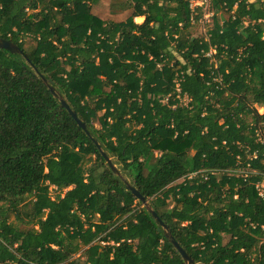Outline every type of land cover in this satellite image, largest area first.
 Listing matches in <instances>:
<instances>
[{"label":"trees","instance_id":"trees-1","mask_svg":"<svg viewBox=\"0 0 264 264\" xmlns=\"http://www.w3.org/2000/svg\"><path fill=\"white\" fill-rule=\"evenodd\" d=\"M192 2L0 0L90 133L0 49V264H186L124 179L195 264H264V0H210L205 36Z\"/></svg>","mask_w":264,"mask_h":264},{"label":"water","instance_id":"water-1","mask_svg":"<svg viewBox=\"0 0 264 264\" xmlns=\"http://www.w3.org/2000/svg\"><path fill=\"white\" fill-rule=\"evenodd\" d=\"M0 49H6L13 54H21L25 58L26 62L28 64H30L31 66H33L31 61L29 60V58L26 55H24L22 49L17 44H15L14 42L9 41L7 39L0 38ZM33 68H34L36 74H38V76L40 77V79L44 83V85L53 94V96L60 101V103L68 110V112L71 114V116L77 121L78 125L81 128H83L87 132V134L90 136V133L87 130L86 124L82 120H80L77 113L70 108V106L68 105V103L64 99L63 95L55 88V86L52 84V82L48 78H46L42 73H40L34 66H33ZM94 142L97 145V147L99 148V150L101 151L102 156L105 158L106 163L108 164L109 168L115 174L121 176V171L117 168V166L114 165L111 158L107 156V154L102 150V148L100 147V145L96 141H94ZM124 182L126 185V189L131 191L132 194L142 202L143 207H145L148 210V212H150V214L155 219V221L160 226L163 227L165 236L167 238H169V240L174 244V246L180 252L185 263L186 264H195V262L189 257V255L185 252V250L175 241V239L173 238L172 234L169 231L168 226L160 220L158 214L154 210L151 203L146 199V197L144 195H142L137 188H135L133 185L129 184L125 179H124Z\"/></svg>","mask_w":264,"mask_h":264},{"label":"rangeland","instance_id":"rangeland-1","mask_svg":"<svg viewBox=\"0 0 264 264\" xmlns=\"http://www.w3.org/2000/svg\"><path fill=\"white\" fill-rule=\"evenodd\" d=\"M133 11H129L127 14H125L124 19L128 18ZM137 22H141L143 20V17H137L135 18ZM214 19V13L212 11H209V7L204 9L203 12L200 13L199 19L196 21L195 24L192 25L191 31L192 35L194 36H205L208 32V30L211 28L213 24ZM116 21H119V19H115ZM259 108V106H257ZM261 111L262 109L259 108ZM52 197L58 196V194H63L65 189H58L54 186L50 187ZM14 219V217L11 215V220Z\"/></svg>","mask_w":264,"mask_h":264},{"label":"built area","instance_id":"built-area-1","mask_svg":"<svg viewBox=\"0 0 264 264\" xmlns=\"http://www.w3.org/2000/svg\"><path fill=\"white\" fill-rule=\"evenodd\" d=\"M196 5L204 6V9H206V8H208L209 5H210V0H193L191 6H192V7H195ZM186 100H187V97H186V95H185L184 98H183V101L186 102ZM259 108H261L262 111H261ZM259 108H257L258 111H259V113H263V112H264V109H263L262 107H259ZM193 175H194V172L189 171V172L186 174V176H185L181 181H183V180H185V179H187V178H191V177H193ZM257 187H258V189L260 190L261 193H264L263 190H262V188H264V182L261 183V184H258Z\"/></svg>","mask_w":264,"mask_h":264}]
</instances>
